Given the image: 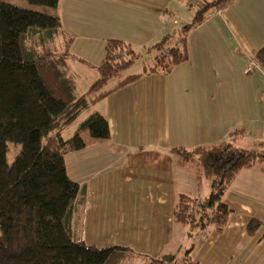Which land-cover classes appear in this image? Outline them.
Wrapping results in <instances>:
<instances>
[{
  "label": "crops",
  "instance_id": "1",
  "mask_svg": "<svg viewBox=\"0 0 264 264\" xmlns=\"http://www.w3.org/2000/svg\"><path fill=\"white\" fill-rule=\"evenodd\" d=\"M187 9L178 0H60L53 14L61 23L58 50L76 95L87 77L98 80L96 67L107 41L128 44L137 57L144 51L151 66L154 46L167 36L165 44L173 47L181 29L191 24L193 12ZM262 45L264 0H231L188 31L184 63L169 74L143 73L81 113L78 118L101 114L109 130L104 141L80 133L84 147L64 158L68 177L84 190L76 232L82 243L128 248L148 258L189 247L187 228L173 221L177 196L204 200L209 192L205 197L201 190L205 177L197 180L177 168L171 152L220 142L239 148L262 144L258 133L252 144L245 141L254 134L251 126L264 122L254 92L256 85L264 89L259 84L264 68L245 73ZM257 99L264 110V91ZM262 186L264 173L257 167L237 174L223 198L232 214L221 233L210 229L195 242L189 254L193 262L264 264L263 228L252 236L246 231L252 219L264 221Z\"/></svg>",
  "mask_w": 264,
  "mask_h": 264
},
{
  "label": "trees",
  "instance_id": "2",
  "mask_svg": "<svg viewBox=\"0 0 264 264\" xmlns=\"http://www.w3.org/2000/svg\"><path fill=\"white\" fill-rule=\"evenodd\" d=\"M25 1L55 9L60 0ZM178 1L192 9L193 19L181 29L173 47L165 44L166 36L154 46L151 66L124 77L137 54L122 41H107L96 67L98 80L79 97L73 79L65 76L58 50V17L0 0V264H132L136 259L144 264H197L189 257L195 242L210 229L221 233L232 214L223 198L237 174L251 167L264 173V149L239 148L229 142L173 149L177 168L194 179L209 180L206 199L177 196L173 221L187 228L188 248L148 258L128 248L88 247L78 238L84 190L68 177L64 158L84 147L80 133L87 131L91 139L104 141L109 130L104 116L93 113L79 122L70 138H63L62 131L91 105L143 73L169 74L184 63L188 31L231 0ZM254 60L264 68V45ZM10 144L21 148L12 165L7 160ZM260 227L264 230V221L252 219L247 234L254 235Z\"/></svg>",
  "mask_w": 264,
  "mask_h": 264
},
{
  "label": "rangeland",
  "instance_id": "3",
  "mask_svg": "<svg viewBox=\"0 0 264 264\" xmlns=\"http://www.w3.org/2000/svg\"><path fill=\"white\" fill-rule=\"evenodd\" d=\"M3 1L5 3L11 4V5H14V6H17L20 8H24L27 10H31L34 12H39V13H47V14L53 15L54 10H55V9H48V8H45L42 6H30L26 3L25 0H3ZM188 8L190 9V7H188ZM189 12H193L192 9L188 10V13ZM177 27H180V25H178ZM137 52L140 53L139 56L137 57L136 61H134V63L129 67V69L124 73V75H123L124 77H126L127 75H133V74L141 73L142 70L149 65L148 54L142 50H139ZM263 80L264 79L261 78L259 80V84L264 83ZM94 81H97V80H93L92 82H90L89 77H87V79L80 82L78 85V89H77L78 95L79 96L84 95L87 92L90 85H92L94 83ZM112 85L113 84H110L108 87H111ZM256 86H255L254 92L258 98V92L259 91L263 92L264 89L260 88V90H259V86H257V87ZM251 87H252V85H251ZM257 98H256L257 104L255 105V107H256L259 118L264 119V110L261 109L262 107L259 104V102H258L259 100ZM86 116H87L86 113L82 114V116L80 118H78L74 123H72L67 128L63 129V131H62L63 138H65V139L70 138L72 136L73 132L75 131L77 125L79 124V122H81L83 119H85ZM253 127H254V134H248L245 138V141L252 144V142L254 141L253 135L258 133V135H256V138L258 141L257 143H262V144L261 145L258 144V146L256 144L255 148L264 149V137H263V135H259V134L264 133V122L262 124H256L255 126H251V128H253ZM251 148H254V147L252 146ZM20 150H21L20 146L13 145V144L9 145V151L7 154V160H8L9 165H12L14 163V161H15L17 155L19 154ZM189 182L192 185L194 184L193 180H191ZM258 189L260 190V193H261L259 196V198L261 199V203H264V186L258 187ZM201 190H202V192H204V196L206 197L208 195V192H209V180L207 178H203V180L201 182ZM262 208L264 209V206H262ZM186 242L187 241L185 240L183 243V247L186 245ZM134 264H143V263L135 262Z\"/></svg>",
  "mask_w": 264,
  "mask_h": 264
},
{
  "label": "built area",
  "instance_id": "4",
  "mask_svg": "<svg viewBox=\"0 0 264 264\" xmlns=\"http://www.w3.org/2000/svg\"><path fill=\"white\" fill-rule=\"evenodd\" d=\"M258 63L255 60L249 62V66L246 68L245 73L248 74L253 67H258Z\"/></svg>",
  "mask_w": 264,
  "mask_h": 264
}]
</instances>
